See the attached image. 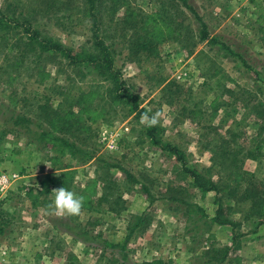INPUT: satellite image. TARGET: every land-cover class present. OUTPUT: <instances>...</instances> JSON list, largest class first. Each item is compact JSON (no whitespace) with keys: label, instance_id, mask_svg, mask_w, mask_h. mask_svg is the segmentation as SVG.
I'll return each instance as SVG.
<instances>
[{"label":"rangeland","instance_id":"1","mask_svg":"<svg viewBox=\"0 0 264 264\" xmlns=\"http://www.w3.org/2000/svg\"><path fill=\"white\" fill-rule=\"evenodd\" d=\"M257 1L264 6V0ZM188 2L211 34L240 53L250 68L219 45L201 41L193 49L191 39L181 43L176 33L168 31L152 46L153 53L138 51L135 39L140 34L124 22L125 6L113 16L119 5L112 2L100 19L101 37L142 106L159 113L165 139L181 146L188 166L217 178V171L211 169L212 153L205 148L214 133L229 129L226 137L239 154L253 147V139L264 136V116L259 115L264 113V33L250 0ZM128 3L135 9L130 15L135 20L165 3L184 30L199 32V22L180 0ZM84 8L83 0H0V10L8 18L28 16L42 36L76 51H91L93 23ZM24 36L21 26L0 29V175L10 178L4 189L0 186V201L8 198L4 207L13 218L11 233L0 235V264H95L97 260L99 264H139L154 256L172 258L174 264H203L208 262L205 252L212 244L223 248L227 243L231 251L226 260L231 258L232 264H264V224L256 227L244 221L249 203L233 201L222 191L225 205L232 206L228 217L239 225L215 224V191L192 186L181 163L146 137L147 121L141 123L142 118L123 105L103 102L96 94L89 98L95 109L87 121L90 132L73 138L90 152L89 159L71 156L68 148L59 157L51 144L36 142L28 128L51 130L45 122L37 126L42 120L40 106L57 105L59 85L65 91L95 93L104 91L109 82L92 68L71 65L51 52L17 48ZM168 84L171 88L165 90ZM19 115L31 121L14 125ZM242 157L243 169L264 180V150L256 159ZM65 170L71 173L61 177ZM60 179L70 180L68 190L77 196L84 197L86 192L100 202L93 210L82 209L78 216L57 215L53 201ZM30 187L40 195L36 203L21 200ZM115 189L119 192L111 196ZM118 194L122 199L116 202ZM178 199L187 200L192 213L185 216L186 202ZM132 229L125 258L119 247L107 243L123 244ZM210 234L214 237L209 238ZM183 249L189 252L182 253Z\"/></svg>","mask_w":264,"mask_h":264},{"label":"trees","instance_id":"2","mask_svg":"<svg viewBox=\"0 0 264 264\" xmlns=\"http://www.w3.org/2000/svg\"><path fill=\"white\" fill-rule=\"evenodd\" d=\"M180 1L183 6L191 11L199 22L200 28L197 34H195L193 30H184L185 27H183L181 23H176L172 17L174 14L171 9L173 8L165 3H161L159 9H157L154 13H141V17L138 20H135L130 18V15L132 13L134 14L135 9L130 6L128 0H109L106 4L104 0H83V3L86 5V8L84 9L88 11V15L91 16V21L93 23V49L91 51H87L84 48H80L76 51L73 48L66 46L58 39L42 36L41 32L33 26L31 19L28 16H22V19L20 20L14 18L10 19L3 10H0L1 30L10 31L11 28L15 29L17 26H21L25 32V38L21 37L18 40L17 48H26L28 51L44 53L51 52L67 59L71 65L87 66L92 68L97 74L101 75L107 82H109L108 87L104 91H98L95 93L85 92L82 90L73 91V89L70 88H67L65 91L62 90V87L64 86L59 85L60 89L57 94L60 96L61 100L57 102V105L50 106V103L46 102L40 106L41 110H43L41 114L42 120H39L37 126L40 128L42 126V122H45L51 130H33V127L28 128L29 132L35 137V141L39 143L44 142L47 145L51 144L53 148L59 150V157L65 156V153L67 152L66 148H68L71 156H78L79 159L83 158L84 160L89 159L90 155L88 154L90 152L79 146L73 138L76 133L83 134L85 131L90 132V126L87 121L91 118L95 109L92 105L93 100H90L89 98L95 94L100 96L101 101L103 102L108 101L112 105H123L129 113H135L138 118H142L144 116L151 117L154 115V110L142 106V100L140 99L139 94L136 93L132 85L127 83L121 73V70L116 68L113 52L109 45H107L105 40L101 37L100 19L107 9V4L110 5V2L119 5L115 6L113 16L116 15L119 8L125 6L126 16L124 22L127 25L130 24V28L134 30V34H140V36L138 35L137 39H135V43H137L140 48L138 51L153 53L151 52L153 50L152 46L163 40L162 36L165 37L168 31L169 34H173V32L176 33L175 37L181 43L191 39L193 41V49L197 42L201 41H208V43L213 45H219L231 56L238 57L247 67L250 68L249 64L240 53L236 52L225 42L221 41L218 36L211 34L207 23L189 4L188 0ZM250 1L255 3L257 21L261 23L259 24L260 30L264 33V6L257 0ZM183 14L186 15L185 11H183ZM151 25H153L152 28H150ZM4 37L5 35L1 36V38ZM195 37L198 38V41H195ZM24 55H26V53ZM149 56L150 54H148V57ZM205 83L208 86L210 84L208 82ZM171 85L172 84H168V86H165V90H170ZM209 89L212 90L213 86H209ZM107 97H109V99ZM259 115L264 116V113L259 112ZM259 115L258 117H260ZM30 121V118L19 115L14 119V125L18 126ZM214 127L215 126H211V128ZM215 128L220 129L218 126ZM262 129L264 130V128ZM228 131L229 129H222V131L214 133L213 137L209 139L208 143L205 145V148L210 150L212 153L211 160L213 166L211 169H215L217 171V178H214L213 175L207 176L196 168L188 166L185 151L181 148V146L165 139V128L161 122L158 121L155 126L147 125L145 128V135L153 145L157 146L162 151L168 152L169 155L175 157V159L181 163L183 172L188 177L192 178V186L204 192L215 191V202L218 206L215 216L212 217V221L215 222V224H231L233 227L239 225L237 221L228 217V210H231L232 206L228 207L225 205L226 201L224 199V195L221 194L223 191L227 197L233 201L236 200L241 203H249V206L244 210V221L246 223L252 221L253 224L258 227L264 224V180L258 179L253 173L243 169L244 159L242 156L245 158L256 159L259 155H262V151L264 150V136L262 139L261 136L253 139V147L244 148L246 152L239 154V152H235V148L226 137V135H229ZM65 168H67L66 165ZM69 171L70 170L62 171L61 177H66L69 173H71ZM108 175H110V173H108ZM129 176L132 177L131 174H129ZM132 179L135 178L133 177ZM69 185L70 180L60 179L58 184H56V188L58 189L64 187L68 190ZM143 187L148 192V188L145 185H143ZM45 188L47 192L51 191L50 186H46ZM118 192L119 191L115 189L110 195L115 196ZM83 195L82 209L93 210L96 207L97 202H100V198L96 196L93 200L90 194L85 192ZM39 196V193L36 192L34 187H30L24 192L21 200L31 199L34 203H36L40 199ZM120 199L122 198L118 194L116 202ZM6 200H8V198L0 201V235H7L12 231L10 226L13 223V218L11 217L10 212L4 207ZM180 200L186 202L185 204L187 205V208L183 210L185 216L192 213L189 202L184 199ZM180 200L178 199V201ZM134 232L135 230L132 229L128 233V236L123 244L119 245L112 242L107 244L113 248L119 247L124 252L123 257L126 258L128 252V250H126L127 244L132 240ZM211 237H214V234H210L209 238ZM235 242V239H233V243ZM230 248L231 247L228 245H223V248H216V246L212 244L205 252L208 256L209 264H214V261H217L218 264H222L223 261L229 257L231 251ZM70 264H74V262H71ZM95 264H99L98 260ZM139 264H174V260L163 256H154L151 257V259L142 260Z\"/></svg>","mask_w":264,"mask_h":264},{"label":"clouds","instance_id":"3","mask_svg":"<svg viewBox=\"0 0 264 264\" xmlns=\"http://www.w3.org/2000/svg\"><path fill=\"white\" fill-rule=\"evenodd\" d=\"M159 113L151 117L144 116L141 123L147 121L148 126H155L158 123ZM54 211L57 215L78 216L83 207V197L77 196L72 191L64 187L58 188L54 192Z\"/></svg>","mask_w":264,"mask_h":264},{"label":"built area","instance_id":"4","mask_svg":"<svg viewBox=\"0 0 264 264\" xmlns=\"http://www.w3.org/2000/svg\"><path fill=\"white\" fill-rule=\"evenodd\" d=\"M10 182V178L6 175H0V186L4 189Z\"/></svg>","mask_w":264,"mask_h":264},{"label":"crops","instance_id":"5","mask_svg":"<svg viewBox=\"0 0 264 264\" xmlns=\"http://www.w3.org/2000/svg\"><path fill=\"white\" fill-rule=\"evenodd\" d=\"M225 245H228L229 247H231V245L229 244V243H227V244H225ZM155 252L157 253V251L155 250ZM182 253H188L189 251H186V250H182L181 251ZM147 259H151V258H147ZM243 262H244V260H243ZM179 264H186L185 262H179ZM203 264H209V262H207V263H203ZM215 264V263H214ZM222 264H232V261H231V258L229 259V260H225V261H223V263Z\"/></svg>","mask_w":264,"mask_h":264}]
</instances>
